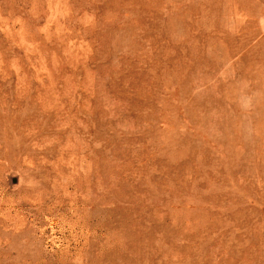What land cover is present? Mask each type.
<instances>
[{
    "label": "rangeland",
    "instance_id": "rangeland-1",
    "mask_svg": "<svg viewBox=\"0 0 264 264\" xmlns=\"http://www.w3.org/2000/svg\"><path fill=\"white\" fill-rule=\"evenodd\" d=\"M0 264H264V0H0Z\"/></svg>",
    "mask_w": 264,
    "mask_h": 264
}]
</instances>
